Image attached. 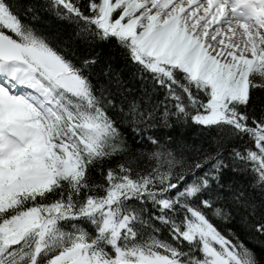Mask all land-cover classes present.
<instances>
[{"label":"snow or ice","instance_id":"snow-or-ice-1","mask_svg":"<svg viewBox=\"0 0 264 264\" xmlns=\"http://www.w3.org/2000/svg\"><path fill=\"white\" fill-rule=\"evenodd\" d=\"M0 264H264V0H0Z\"/></svg>","mask_w":264,"mask_h":264},{"label":"trees","instance_id":"trees-1","mask_svg":"<svg viewBox=\"0 0 264 264\" xmlns=\"http://www.w3.org/2000/svg\"><path fill=\"white\" fill-rule=\"evenodd\" d=\"M51 24H52L53 27H56V26H58V25H61V22L58 21V20H56L54 17H52V18H51ZM101 47H103L104 50L107 51V47H108L107 45H103V46H101ZM186 134H188V135H192V134H193V130H188V132H187Z\"/></svg>","mask_w":264,"mask_h":264}]
</instances>
